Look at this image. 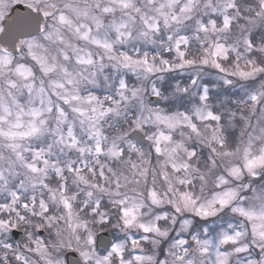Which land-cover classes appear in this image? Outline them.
I'll list each match as a JSON object with an SVG mask.
<instances>
[{"label": "clouds", "instance_id": "obj_1", "mask_svg": "<svg viewBox=\"0 0 264 264\" xmlns=\"http://www.w3.org/2000/svg\"><path fill=\"white\" fill-rule=\"evenodd\" d=\"M261 34L264 0H0V133L46 121L0 134V264H264Z\"/></svg>", "mask_w": 264, "mask_h": 264}, {"label": "snow or ice", "instance_id": "obj_2", "mask_svg": "<svg viewBox=\"0 0 264 264\" xmlns=\"http://www.w3.org/2000/svg\"><path fill=\"white\" fill-rule=\"evenodd\" d=\"M49 13L45 12L44 16H48ZM60 21L62 23L64 22H69V19L64 16L61 15L60 16ZM228 22V18H225V23L227 25ZM26 21H21V25L22 26H26ZM84 35L86 36L87 33H84ZM260 39L264 40V34L260 35ZM257 42V36L256 34H253L252 38L248 41L249 46H253L255 45ZM29 47H31V45H29ZM105 47H111V45H105ZM125 59H128L127 56H125ZM6 60V58L0 57V61ZM81 62H87V63H91V61H86V60H81ZM191 61H189L190 63ZM249 63H252L251 61ZM218 67H222L221 65H217ZM257 73H264V62H262L261 64H253V66L250 69H245V68H238V75L243 78V79H247L250 83V85L254 86L256 81L253 79L254 76H256ZM70 83L72 82L71 80L69 81ZM121 87L126 88L127 85L122 83ZM206 99V96L203 97ZM76 99H80L79 97H76ZM88 103H92L93 100L97 99L96 97L93 96H89L86 98ZM251 100L253 102L256 103H260V104H264V93H261L260 95L257 94H253L251 96ZM51 110V109H50ZM61 113H63V110H60ZM77 111H82V109H77ZM109 111H111V109H109ZM19 117V113L17 114ZM31 115L35 118H39L41 116V112L36 110V109H32L31 111ZM207 118L211 119V120H220L221 117L219 115H217L215 112H209L207 114ZM46 124V121L44 120H39V123H37V120L34 119L30 122V127L22 132H16V131H12L9 130L7 132H3L0 134L6 135L10 140L13 141V143L10 145L14 150L17 148L22 147V145L16 143V139L17 137H31L33 135H39L42 132V125ZM22 126V121L18 118L15 122V124L13 125L14 128H20ZM193 127L195 128V125H193ZM223 141H221V144L223 145ZM18 156H22V153H17ZM35 156L37 158H39L41 156V150H37L35 152ZM245 156H246V167L248 168L249 172L252 173L253 175H255V170L257 168H262L264 167V150H261L259 152H255L254 153V149H253V145L251 143V141L249 142L248 146L245 148ZM46 162V161H45ZM28 167H31L33 169H36L35 165L29 164ZM231 197L226 198V199H222L221 200V204L222 205H227L229 203ZM203 214L205 215H209L211 211H215V209L212 210H202ZM233 211L240 213V215L242 216H246L248 218H253L256 215V212L254 210H249V209H245V208H236L233 209ZM239 235V234H237ZM236 236L233 235H228L225 237L224 239V243L227 244V246L229 248H232L234 246V244L236 243ZM186 243V242H184ZM237 252H242L244 251L243 248H236L235 249ZM204 251H207V249H204ZM219 255V252H218ZM219 264H226V261H220Z\"/></svg>", "mask_w": 264, "mask_h": 264}, {"label": "water", "instance_id": "obj_3", "mask_svg": "<svg viewBox=\"0 0 264 264\" xmlns=\"http://www.w3.org/2000/svg\"><path fill=\"white\" fill-rule=\"evenodd\" d=\"M26 8H27V5L23 4V3H19V4L14 5V9L21 11V12L25 11ZM9 14H11V12ZM69 255L71 256L72 254L70 253Z\"/></svg>", "mask_w": 264, "mask_h": 264}]
</instances>
